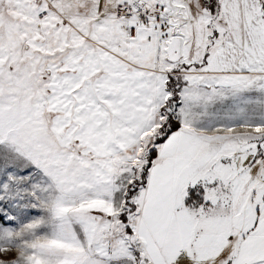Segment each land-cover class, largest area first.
I'll use <instances>...</instances> for the list:
<instances>
[{
    "label": "snow or ice",
    "instance_id": "obj_1",
    "mask_svg": "<svg viewBox=\"0 0 264 264\" xmlns=\"http://www.w3.org/2000/svg\"><path fill=\"white\" fill-rule=\"evenodd\" d=\"M0 264H264V0H0Z\"/></svg>",
    "mask_w": 264,
    "mask_h": 264
}]
</instances>
